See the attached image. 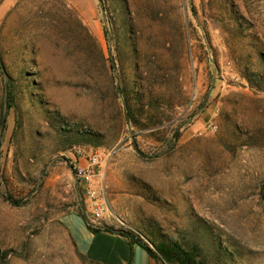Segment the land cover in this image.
Listing matches in <instances>:
<instances>
[{"label": "rangeland", "instance_id": "374dc122", "mask_svg": "<svg viewBox=\"0 0 264 264\" xmlns=\"http://www.w3.org/2000/svg\"><path fill=\"white\" fill-rule=\"evenodd\" d=\"M129 40L181 96L172 148L170 129L122 124ZM263 62L264 0H0V264H105L72 238L80 220L264 264ZM89 152L106 158L102 219L73 172Z\"/></svg>", "mask_w": 264, "mask_h": 264}, {"label": "trees", "instance_id": "16d2710c", "mask_svg": "<svg viewBox=\"0 0 264 264\" xmlns=\"http://www.w3.org/2000/svg\"><path fill=\"white\" fill-rule=\"evenodd\" d=\"M127 31L133 34L130 27H127ZM105 33L108 34L107 28ZM127 49L132 66L127 68L128 75L120 72L118 84L114 87L115 97L120 100L119 113L123 118L122 124L137 131V135L143 132L160 135L170 129L165 146L172 148L178 141L181 128L187 123L186 120H181L172 112L176 105V96H181L172 90L162 88L161 83L167 77L164 75L162 67L156 66L153 69L142 66V70H140L139 63L143 61V55L135 46V40H129ZM152 57L154 61L155 57ZM255 75L259 80L262 79L260 74ZM248 82L251 83V79H248ZM44 112L48 114V110ZM177 119L179 122L174 125ZM79 134L82 135L81 132ZM80 137L86 139V136ZM86 227L93 233L100 230L91 227L90 224H86ZM119 230L118 235L123 237L129 246L128 264H131L132 247L135 244L142 247L155 263L159 261L163 264H207L208 255L197 243H188L184 239L177 238L157 239L152 234L134 235L123 229ZM103 231L111 233L105 228Z\"/></svg>", "mask_w": 264, "mask_h": 264}, {"label": "crops", "instance_id": "0c3cea01", "mask_svg": "<svg viewBox=\"0 0 264 264\" xmlns=\"http://www.w3.org/2000/svg\"><path fill=\"white\" fill-rule=\"evenodd\" d=\"M79 227L66 221V226L76 245L91 258L102 260L105 264H128L129 246L118 234L107 233L100 229L93 233L80 220ZM154 262V263H153ZM131 264H156L148 253L139 245L132 247Z\"/></svg>", "mask_w": 264, "mask_h": 264}, {"label": "built area", "instance_id": "2783aa9c", "mask_svg": "<svg viewBox=\"0 0 264 264\" xmlns=\"http://www.w3.org/2000/svg\"><path fill=\"white\" fill-rule=\"evenodd\" d=\"M77 152L80 153L79 150ZM102 157L97 152H89L83 161L78 159L73 167L75 177L83 186V197L88 206L89 213L94 219H102L106 214L102 202V170L106 158Z\"/></svg>", "mask_w": 264, "mask_h": 264}, {"label": "water", "instance_id": "95a60500", "mask_svg": "<svg viewBox=\"0 0 264 264\" xmlns=\"http://www.w3.org/2000/svg\"><path fill=\"white\" fill-rule=\"evenodd\" d=\"M98 1H99V0H98ZM112 62H113V61H112ZM212 87H213V81H212V84H211V86H210V88H209V90H208V92H207V94H206V96H205V100L203 101L202 105L206 102V100H207V98H208V96H209V94H210V91H211ZM132 145H133V148H134L135 152H136L139 156L144 157V158L147 157L146 155H144L143 153H141V152L139 151V149H138V147H137V145H136L135 142H133ZM105 229L109 230V231H110L111 233H113V234H119V233H120V230H119V229L110 228V227H108V226H106Z\"/></svg>", "mask_w": 264, "mask_h": 264}]
</instances>
